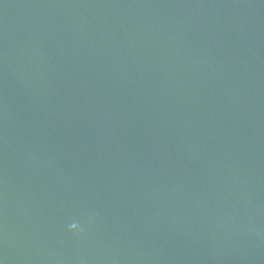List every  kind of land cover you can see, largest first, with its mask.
Returning <instances> with one entry per match:
<instances>
[{
	"label": "water",
	"instance_id": "95a60500",
	"mask_svg": "<svg viewBox=\"0 0 264 264\" xmlns=\"http://www.w3.org/2000/svg\"><path fill=\"white\" fill-rule=\"evenodd\" d=\"M0 264H264V0H0Z\"/></svg>",
	"mask_w": 264,
	"mask_h": 264
},
{
	"label": "clouds",
	"instance_id": "9594fccd",
	"mask_svg": "<svg viewBox=\"0 0 264 264\" xmlns=\"http://www.w3.org/2000/svg\"><path fill=\"white\" fill-rule=\"evenodd\" d=\"M69 230L70 231H79V226L77 224H72L70 227H69Z\"/></svg>",
	"mask_w": 264,
	"mask_h": 264
}]
</instances>
